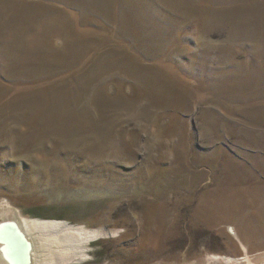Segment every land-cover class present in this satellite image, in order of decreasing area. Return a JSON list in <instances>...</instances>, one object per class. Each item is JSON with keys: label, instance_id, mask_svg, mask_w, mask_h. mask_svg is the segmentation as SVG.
<instances>
[{"label": "rangeland", "instance_id": "374dc122", "mask_svg": "<svg viewBox=\"0 0 264 264\" xmlns=\"http://www.w3.org/2000/svg\"><path fill=\"white\" fill-rule=\"evenodd\" d=\"M7 205L59 264H264V0H0Z\"/></svg>", "mask_w": 264, "mask_h": 264}, {"label": "bare ground", "instance_id": "6f19581e", "mask_svg": "<svg viewBox=\"0 0 264 264\" xmlns=\"http://www.w3.org/2000/svg\"><path fill=\"white\" fill-rule=\"evenodd\" d=\"M10 208L7 205L6 212L0 215V264H59L74 259L77 252L65 245L74 232H64L52 240V234H59L57 222L24 221L14 212L10 214ZM75 234L83 236L82 240L89 237V232Z\"/></svg>", "mask_w": 264, "mask_h": 264}]
</instances>
